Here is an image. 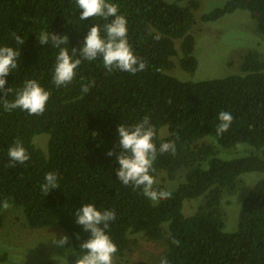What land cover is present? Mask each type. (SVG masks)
I'll return each instance as SVG.
<instances>
[{
  "label": "trees",
  "instance_id": "1",
  "mask_svg": "<svg viewBox=\"0 0 264 264\" xmlns=\"http://www.w3.org/2000/svg\"><path fill=\"white\" fill-rule=\"evenodd\" d=\"M109 2L126 18L128 42L146 62V70L110 73L102 58L84 60L70 84L56 87L54 66L60 49L51 41L40 44L41 33L66 35L68 44L60 47L71 55L72 48L82 47L92 25L106 36L104 26L112 18L81 21L75 0H0V47L21 53L18 67L6 77L5 87L13 92L5 98L14 100L30 79L50 93L46 111L39 116L20 109L7 112L0 99V227L7 201L21 208L29 227L62 229L72 248L66 264H75L84 253L80 244L89 236L75 222V212L91 203L97 210L116 213L106 229L118 248L116 257L123 256L129 236L143 234L148 240L164 239L162 260L167 264H264V62L248 52L235 75L180 81L166 72L172 70L173 60L184 71L197 68L192 28L200 0ZM237 10L247 11L264 36V0H225L201 20L212 22ZM17 35L25 40L23 45L16 43ZM85 85L87 93L82 91ZM221 111L231 113L233 122L218 135ZM145 116L155 127L157 149L175 142V154L158 153L150 173L157 191L171 193L166 200L152 201L142 189L123 185L116 176L118 126L134 125ZM162 128L168 132L165 137H160ZM42 134L48 137L45 153L33 143ZM205 138H212L216 147L200 143ZM17 141L30 159L12 166L8 150ZM241 144L255 148L256 154L226 159L216 152ZM110 150L114 155H107ZM49 172L57 174L59 188L46 195L41 185ZM254 172L262 177L242 197L236 229L225 232L219 208L223 195L236 190L242 174ZM177 175L183 181L172 187L169 182ZM198 198L203 202L197 211L183 215L184 201ZM0 259L17 264L5 254Z\"/></svg>",
  "mask_w": 264,
  "mask_h": 264
},
{
  "label": "clouds",
  "instance_id": "2",
  "mask_svg": "<svg viewBox=\"0 0 264 264\" xmlns=\"http://www.w3.org/2000/svg\"><path fill=\"white\" fill-rule=\"evenodd\" d=\"M75 3L82 10L79 17L81 21L96 17L112 19L104 26L106 36L101 35L98 25H92L82 47L72 48L71 55L67 48L60 47L63 44H68L66 35L59 36L52 32L41 33L40 44L47 45L51 41L54 47L60 49L54 66L53 82L56 87L70 84L76 76L77 68L84 60L94 61L102 58L104 67L110 73L113 70H119L134 75L146 70V62L134 53L128 42L127 20L123 15L118 14L117 5L110 3L109 0H75ZM155 38L159 39L158 36ZM15 41L20 45L25 43V40L19 35L15 36ZM20 55V50L13 47H0V93L3 94L0 95V99L3 100V108L7 112L20 109L29 115H43L50 93L34 79L27 80L24 86L16 91L14 100L9 101L5 98L13 92L12 87H5L6 77L18 67ZM82 91L87 93L89 86L85 85ZM218 119L220 123L217 125V134L222 135L230 129L233 116L229 112L221 111ZM118 135L121 150L116 156L120 166L116 171V176L119 181L123 185H132L134 188L142 189L144 196L152 201L169 199L170 192L157 191L154 188L156 180L150 173L154 171L153 163L157 159L158 153L175 154V142H164L157 149L153 142L156 130L147 116L131 126L120 124ZM107 155L112 156L114 153L110 150ZM8 156L12 161V166L24 164L30 159L29 153L19 141L9 148ZM56 188H59L57 174L46 173L45 183L41 185L42 191L47 195L50 190ZM8 207V202L4 201L3 208L7 209ZM115 219L114 210L100 211L91 203L82 204L76 210L75 222L82 227L84 232L89 233V236L80 244L84 253L77 258L75 264H113V257L118 252V248L106 233V229ZM54 242L63 247L68 243V237L61 236L58 241L54 240ZM161 264H167V261L162 260Z\"/></svg>",
  "mask_w": 264,
  "mask_h": 264
},
{
  "label": "rangeland",
  "instance_id": "3",
  "mask_svg": "<svg viewBox=\"0 0 264 264\" xmlns=\"http://www.w3.org/2000/svg\"><path fill=\"white\" fill-rule=\"evenodd\" d=\"M225 0H200L199 9L194 13L195 24L192 34L195 39L193 56L197 60L194 72H187L180 68L175 60L172 70L166 73L183 82H197L212 80L235 75L239 72L242 58L248 52L257 53L264 62V36L256 29V22L247 11L237 10L232 14L212 21L203 22V14L221 7ZM160 137H165L168 132L162 128ZM48 137L44 134L35 136L33 143L43 153L46 152ZM216 147L212 138L200 141ZM220 157L230 159L256 154V149L249 145L241 144L232 149H216ZM261 153V151H260ZM262 177L260 173H246L239 177L236 190L223 195L219 206L223 220L224 231L233 232L236 229L237 211L243 196ZM183 181L177 175L169 185L174 187ZM203 198L184 201L182 213L190 216L202 205ZM3 224L0 227V257L4 254L10 262L17 264H66V258L72 248L67 244L59 246L54 240H59L66 235L58 227L34 229L29 227L24 220L21 208L11 206L2 210ZM166 236V235H165ZM165 250L164 239L148 240L143 234L128 237V246L123 256L113 257V264L117 262L132 263L143 261L156 264L162 260ZM0 264H7L0 259Z\"/></svg>",
  "mask_w": 264,
  "mask_h": 264
}]
</instances>
